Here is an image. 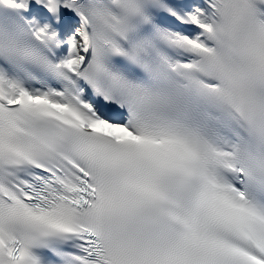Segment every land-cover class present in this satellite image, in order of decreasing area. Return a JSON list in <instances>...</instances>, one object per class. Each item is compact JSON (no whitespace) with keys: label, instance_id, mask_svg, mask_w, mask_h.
<instances>
[{"label":"snow or ice","instance_id":"6c2138e0","mask_svg":"<svg viewBox=\"0 0 264 264\" xmlns=\"http://www.w3.org/2000/svg\"><path fill=\"white\" fill-rule=\"evenodd\" d=\"M0 264H264V0H0Z\"/></svg>","mask_w":264,"mask_h":264}]
</instances>
